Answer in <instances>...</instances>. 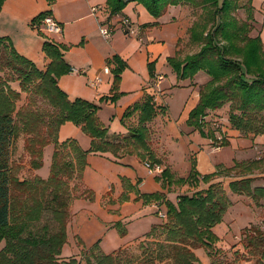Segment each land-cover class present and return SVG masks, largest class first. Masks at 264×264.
I'll return each instance as SVG.
<instances>
[{
  "label": "trees",
  "instance_id": "16d2710c",
  "mask_svg": "<svg viewBox=\"0 0 264 264\" xmlns=\"http://www.w3.org/2000/svg\"><path fill=\"white\" fill-rule=\"evenodd\" d=\"M129 2L142 4L156 18L172 5H199L206 9L209 20L189 28L190 39L200 43V49L184 59L168 58L179 79L193 78L198 72L210 78L201 85L199 102L190 111L187 124L214 138L213 133L209 135L204 130V117L228 104L231 130L243 136L264 133V42L261 35L245 34L247 25H240L233 15L237 9L234 0H108L111 14L120 13ZM48 13L41 12L33 23ZM42 48L50 59L46 68L20 54L10 38L0 37V264H200L195 250L204 248L209 256L214 255L219 241L214 227L232 205L229 191L256 200L264 197V186L254 187V177L245 171L254 161L236 162L230 168L218 166L215 172L204 175L192 166L187 177L174 180L165 168L157 177L165 186H206L178 195L176 202L163 193L143 194L145 201L161 200L166 213L161 223L133 242H138L134 248L137 253L129 252L133 243L112 253H104L95 244L79 254L61 256L73 200L94 197V192L83 184L88 154L118 155L139 149L142 158L159 163L148 145L151 131L147 122L164 107L148 94L124 114L129 117L139 111L138 124L129 127L127 134H110L98 116L97 104L83 98L71 100L59 87L58 78L72 70L64 61L62 49L48 40ZM116 61L112 101L119 96L124 68L120 59ZM16 81L19 90L12 86ZM23 92L28 103L18 106ZM67 121L79 125L91 137L89 149H83L74 138L58 140L59 128ZM20 134L25 135L24 150L33 171L42 167L44 149L54 145L48 178L36 173L33 177L19 176L20 166L13 163L12 153ZM227 144V140L223 142ZM221 175L232 177L228 188L216 181ZM71 180L83 187L76 196L72 195ZM258 233L249 238V243L255 264H264V233Z\"/></svg>",
  "mask_w": 264,
  "mask_h": 264
},
{
  "label": "crops",
  "instance_id": "0c3cea01",
  "mask_svg": "<svg viewBox=\"0 0 264 264\" xmlns=\"http://www.w3.org/2000/svg\"><path fill=\"white\" fill-rule=\"evenodd\" d=\"M29 5L31 7H27L28 12L22 11L23 14H20V22L17 27H24L26 33L22 34L21 40L15 36L14 41L11 40L13 45L20 54L32 60L38 67L46 68L50 59L43 51V43L48 40L57 44L62 49L64 61L72 68L71 72L58 78L59 87L71 100L83 98L97 104L99 106L98 116L101 122L107 126L110 134H127L129 127L138 124L139 111L129 117H124L126 110L134 104L142 102L148 94L157 92L159 102L164 109L147 122L153 132L151 133L153 137L151 144L148 143V145L158 159L162 158L161 155L169 154L170 157L166 162L168 161L172 170L179 169L176 166L172 149L176 151H179L178 148L183 149L182 152L179 151L180 154L183 153L184 157L182 170L187 172L181 177L188 176L192 165H195L196 170L202 175L215 172L218 166L230 168L236 162L245 159L242 158L245 151L253 149L258 135L243 136L236 130L228 131L226 137L228 144L223 145L220 149L210 145V139L205 149L190 139V134L195 130L188 126L187 120L190 111L199 102L201 79L208 76L204 72H198L193 78L181 80L167 61L169 57L176 56L184 34L179 20L181 5L169 6L163 18L152 16L142 4L137 2H129L118 15L111 14L108 0H54L53 2L29 0ZM41 12H49L48 15L58 22L60 26L58 33L44 31L43 24L40 25L42 19L37 21L39 25L37 22L33 23V19ZM121 17L128 18L130 29L135 31L133 34L128 32V27L121 24ZM107 23L115 26V31L110 37L103 36L99 29ZM36 26L46 32L49 37L36 36ZM35 36L39 38V41L33 47L31 38H35ZM116 59L123 62L124 68L120 74L121 79L117 90L119 96L112 101L111 98L115 93L113 90L114 70L118 66ZM105 67L109 68V72L105 71ZM163 67L171 71L175 84L180 87L177 96L180 93L184 95V101L178 102L180 114L177 119L176 113L172 109L173 99H168L173 82L166 83L164 77L163 81L158 83L156 90L149 87L157 75H163ZM198 86L199 89L196 92ZM83 133L79 125L67 121L59 128L58 140L62 142L83 136L79 145L87 150L90 148L92 140L89 135ZM232 142H236L235 145L238 146ZM164 143L168 147L166 154H163L164 150L162 152L160 150ZM192 144L198 148L197 160H194L190 153L194 148ZM46 148L44 149L43 164ZM48 149L49 158L52 160L54 145ZM216 149L220 150L218 153H226L225 156L221 155L222 159L220 160L216 158ZM140 153L143 152L137 149L131 153H118V155L111 152L88 154L87 166L83 172V184L86 188L93 191V180L96 177L101 181L108 182V178H103L105 170H108L113 179L118 180V183L116 185L107 183L97 191L96 202L100 203V208L104 211L101 215H97L90 209L89 200L82 197L73 200L67 229V242L62 248L61 256L79 254L81 250L91 248L95 244H98L104 253H112L142 238L153 225L163 221L162 214L166 213L165 204L161 200L155 199L145 201L142 195L163 193L167 199L172 200L171 195L175 194L174 191L179 187L174 188L176 183L163 185V180L157 178L160 174H152L148 171L145 177L138 175L133 165H143L150 161L147 160L148 157L142 158ZM202 154L203 156L200 157ZM190 157L194 160L193 163ZM206 162L208 171H203ZM40 169L35 170V173L39 175ZM149 180L155 185L154 189L147 192L142 191L139 187L145 186ZM110 193L113 200L118 201L121 194L125 195L126 199L122 201V204L124 207L127 205V207L133 206V208L127 209L122 215L106 212L109 208L110 198L106 200L105 196L110 197ZM117 222H121L122 225L117 226ZM121 230H127V232L121 235Z\"/></svg>",
  "mask_w": 264,
  "mask_h": 264
},
{
  "label": "rangeland",
  "instance_id": "374dc122",
  "mask_svg": "<svg viewBox=\"0 0 264 264\" xmlns=\"http://www.w3.org/2000/svg\"><path fill=\"white\" fill-rule=\"evenodd\" d=\"M31 1L35 2V0H31ZM234 1L236 3L235 6L237 7V9L233 11V15L236 17V19H238V22L240 25H247L248 30L245 34H247L250 37L261 35L262 40H264V0H234ZM27 7L28 8L31 7V5H29V0H24V1L23 0H2L0 2V36L7 35L9 36L8 38H10L12 41H14V38L16 36V38L21 40V38L23 37L22 34L26 33V31L24 27L22 26L20 28H17V27L20 22L19 21V18L21 16L20 14H23L22 11L28 12ZM181 7L182 8L180 10L181 12L179 15V18H180L179 20H180V23L182 24V30L184 34L180 41L179 50L176 54V57H178L179 59H184L186 56L197 52L201 46L200 43H195L190 39L189 28L194 23H203V22L208 21L209 19L207 17V12H206L207 10L200 7L199 5H194V6L181 5ZM250 9H251V15H250ZM170 11H173V10H170ZM165 13L166 11L160 16V18L161 17L163 18V15ZM168 14L169 12L167 13V15ZM125 19L128 20V18H125ZM128 22L130 25L129 20ZM37 25H39L38 22H37ZM40 25H42V22L40 23ZM35 28H36L35 29L36 36H39V37L43 36L46 38L49 37L48 34L42 31L40 27L36 26ZM169 34L171 36V32ZM36 36L35 38L34 37L31 38V42L33 41L32 43L33 47H35L37 42L39 41V38ZM263 54H264V48H263ZM162 71H163V75L165 77L166 83H168L169 81L173 82L171 89H170L171 94L170 95L168 94L169 95L168 99H171V98L173 99L172 109L173 111H175L176 119H177V117L180 114L178 102L184 101V98H183L184 95L183 93H180V95L177 96V93L179 92L178 90L180 87H178V84H175L174 76L173 74H171V71H168L166 67H163ZM209 79H210L209 76L207 78L203 77V79H201L202 86L206 84ZM12 86L15 89H18V90L20 89L17 81L12 82ZM198 89H199V86L197 87L196 92L198 91ZM25 103H28V99H27V94L23 92L22 98L18 101V106L25 105ZM229 111H230V107L228 104H226L225 106L219 109H216V111L209 112V114H207V116L204 117V130L209 135L213 133L215 136L214 138L204 136L199 130L197 129L195 130L192 128L195 131H192V133L190 134V139H192L195 143H198L197 145H199L203 149H205V147L208 146L209 139L211 140L210 145H212L213 147L221 148L223 146V142L227 140L225 138L228 135V131L229 130L232 131L229 128V123L227 121L228 116H229ZM150 131L151 132H150L148 143L151 144V139L153 138L151 135V133H153L152 128H150ZM24 136L25 135L20 134V137L15 141V147L12 153L13 163H16L17 165L20 166L19 168L20 171H18V174L20 177H23V178L35 176L34 175L35 171L30 169L29 167L30 158L28 156V153L24 150ZM162 137H163V134H162ZM74 139L79 143V141L82 142L83 136H79ZM232 143L235 145L236 142H232ZM52 146H53L52 143L49 144V146H47L46 155H45L46 157L44 158V164L41 167L40 171L38 172L42 178H48L50 175L51 158H49L48 148ZM235 146H238V145L236 144ZM192 147L194 148L193 150L190 149L191 150L190 153L193 156V159L197 160L198 148H196L193 144H192ZM167 149L168 147L164 143L162 149L160 150L161 152L162 150H164L163 154H166ZM178 149L180 152H182L183 150L181 148H178ZM219 149H216V158L220 160L222 159L221 157L225 156L226 153H218L220 152ZM179 151L172 149V153L174 155L173 157H175V161H176V166L179 168L178 170L170 169V165H168L169 164L168 161L166 162V160H168V158L170 157L169 154H167L166 156L161 155L162 158L159 161V163L163 166L164 169L168 168V170L171 173L172 180L180 178L181 175L186 174L187 172L185 170H182L183 168L182 162L184 160V157H183V153L180 154ZM200 151H202V149ZM244 153H245L244 157L242 158H245V159L239 162H253V161L255 162L253 163V165L251 166L249 170H245L248 176L254 177V180L252 181V185L254 187L264 186V133L259 134L257 136L256 144L253 146V149H251L250 151H245ZM202 156L203 154L200 157ZM200 159L202 160L203 158H200ZM194 160L191 159L192 163ZM221 161L225 162L227 160H221ZM192 166L196 167L195 165H192ZM133 167L135 171L137 172V174L143 177H145L146 173L149 171L146 164H143V165L134 164ZM203 171H208L207 162L205 163ZM239 171H241V169H238L237 172ZM233 174H235V172ZM103 178H108L109 181L108 182H105V180L101 181L100 178L96 177L95 180H93V185H94L92 186L93 188L89 186L93 189L94 197L91 200L88 198H84L85 200H89L92 207L95 205L93 208L90 206V209L94 211V213H96L97 215H101L104 213L102 208H100V203L98 204L96 202L97 191L102 189L107 183H110L111 185H116L118 183V180L117 181L114 180L108 170L104 171ZM230 179H232V177H229V176L226 177V176L221 175L216 179V181L220 180L222 184L226 188H228V181ZM156 182H158L157 179H156ZM77 183H78L77 180L70 181V187H71L73 196L78 195L83 189L81 184L78 185ZM204 186L206 185L199 184L197 186H192V185L182 186L180 184H177V185L175 184L174 188L179 187V189L174 191L176 192L175 194L171 195L172 200L176 202V198L178 195L184 194V193H192L196 191L197 189L202 188ZM154 187L155 185L149 180V182L145 186L143 187L140 186L139 188L142 191L147 192V191L154 189ZM115 190H116V186H115ZM229 194L232 200V205L225 212L221 223L217 224L214 227V231L219 236V241L216 244L218 250H215L214 252L216 253H214V255L212 256H209L204 248H199L195 250V253L200 259V264H255L256 257L252 253L253 250L249 243V238L251 236L257 237L259 234L258 231L264 233V197L256 200L248 195L235 194V193H231L230 191H229ZM105 198L106 200L110 198V202H108L109 208L106 210V212H110L111 214L113 213L114 215H118V214L122 215L123 213L126 212L127 209L133 208V206L127 207V205L124 207V205L122 204V201L126 199V196L123 194H121L119 201L116 199L113 200V198L111 197V193H110V197L106 195ZM116 224L117 226L122 225L121 222H117ZM126 232L127 230L125 231V233ZM137 243L138 242H135L131 246H129L130 247L129 252L130 251L134 253L138 252L136 249H134Z\"/></svg>",
  "mask_w": 264,
  "mask_h": 264
},
{
  "label": "built area",
  "instance_id": "2783aa9c",
  "mask_svg": "<svg viewBox=\"0 0 264 264\" xmlns=\"http://www.w3.org/2000/svg\"><path fill=\"white\" fill-rule=\"evenodd\" d=\"M116 15H118V13ZM42 24H43V29L46 32L58 33L60 31V26H59L58 22L51 15H46L42 19ZM121 24L123 26L128 27L129 33L133 34L135 32L133 29H130V27H129L130 25H129V22L127 19L121 18ZM114 31H115V26L113 24L107 23L106 25H103L100 27V32L105 37H110ZM105 71L109 72V68L105 67ZM163 79H164L163 75H157L155 77V79L153 80V82H151L149 87L156 90L158 83H161V81ZM152 96H153L154 101H156V102L160 101L159 97H157V92L152 93ZM216 148H220V147H216ZM146 166H147L149 172L152 174H161L164 170L163 166L159 163H151L150 161H148V162H146ZM162 216L164 217V214H162Z\"/></svg>",
  "mask_w": 264,
  "mask_h": 264
}]
</instances>
